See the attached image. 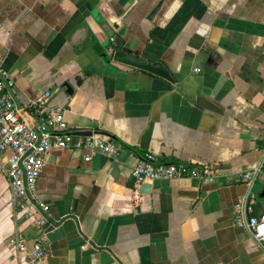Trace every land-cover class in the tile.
Wrapping results in <instances>:
<instances>
[{
  "label": "crops",
  "instance_id": "crops-1",
  "mask_svg": "<svg viewBox=\"0 0 264 264\" xmlns=\"http://www.w3.org/2000/svg\"><path fill=\"white\" fill-rule=\"evenodd\" d=\"M159 1L0 0V67L17 102L50 92L72 131L121 150L89 161L81 149L50 150L38 180L47 254L36 264H264L234 215L243 174L264 164V0H164L149 19ZM115 49L162 61L177 83L115 62ZM146 153L210 174L157 180L136 205L133 169ZM7 159L0 264H32L13 238L30 251L38 228L14 201ZM251 200L260 215L264 169Z\"/></svg>",
  "mask_w": 264,
  "mask_h": 264
},
{
  "label": "built area",
  "instance_id": "built-area-1",
  "mask_svg": "<svg viewBox=\"0 0 264 264\" xmlns=\"http://www.w3.org/2000/svg\"><path fill=\"white\" fill-rule=\"evenodd\" d=\"M2 77L9 81L0 67V155L8 154L2 168L9 180L15 203L24 211L26 218L36 221L38 228L32 250H28L26 242L18 235L13 238V243L19 254L29 255L31 263L36 264L47 254L45 241L48 219L45 212L49 206L39 199L38 180L50 150L57 146L81 149L86 161L97 153L117 159L121 150L114 141L94 131L90 135L72 131L65 118L64 107L51 105L50 92L37 97L28 107H22L13 94L6 90ZM263 169L264 164H260L243 174L249 190L235 205L234 215L236 225L248 229L257 245L264 248V210L260 215L255 214L251 200L253 184ZM209 174L208 166L165 163L155 154L146 153L133 169V201L136 205L141 202L145 183L181 177L202 179Z\"/></svg>",
  "mask_w": 264,
  "mask_h": 264
},
{
  "label": "water",
  "instance_id": "water-1",
  "mask_svg": "<svg viewBox=\"0 0 264 264\" xmlns=\"http://www.w3.org/2000/svg\"><path fill=\"white\" fill-rule=\"evenodd\" d=\"M163 2H164V0H160L156 4V6L152 9V11L149 15V19H153L155 17V15L158 13L161 6L163 5ZM112 59L115 62L150 72L151 74H154L156 76L164 78L165 80L171 82L172 84L177 83L176 78L171 73V71L169 70L167 65L160 60L150 61L148 58H146L144 56L134 54L130 50H125V49H115L113 51ZM2 78L6 84L7 89L13 94L12 87L10 86L9 81L7 79H5L4 77H2ZM77 80H78V84H81L82 78L80 76L77 77ZM67 86H68V92L73 93L74 88L70 84H67ZM177 91L184 94L186 96V98L191 99L187 94H185V92L182 88H177ZM13 96H14V94H13ZM14 98L16 99L15 96H14ZM76 133L80 134V135H90L92 133V131L91 130H78V132H76ZM151 188H152V184H150V183H145L142 186V190L144 193L149 192L151 190Z\"/></svg>",
  "mask_w": 264,
  "mask_h": 264
}]
</instances>
